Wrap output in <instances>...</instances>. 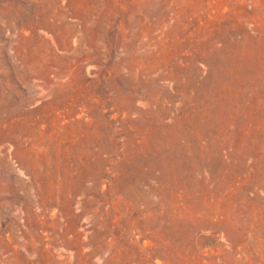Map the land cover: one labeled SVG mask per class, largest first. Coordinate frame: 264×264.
<instances>
[{"label": "rangeland", "instance_id": "rangeland-1", "mask_svg": "<svg viewBox=\"0 0 264 264\" xmlns=\"http://www.w3.org/2000/svg\"><path fill=\"white\" fill-rule=\"evenodd\" d=\"M0 264H264V0H0Z\"/></svg>", "mask_w": 264, "mask_h": 264}]
</instances>
